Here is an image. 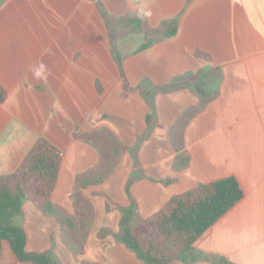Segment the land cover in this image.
Segmentation results:
<instances>
[{
	"label": "crops",
	"instance_id": "0c3cea01",
	"mask_svg": "<svg viewBox=\"0 0 264 264\" xmlns=\"http://www.w3.org/2000/svg\"><path fill=\"white\" fill-rule=\"evenodd\" d=\"M0 88V178L39 140L59 150L52 202L78 223L79 242L87 233L92 264H146L116 237L122 208L135 202L146 220L227 177L243 198L196 240L194 264H264V0H0ZM111 151L104 182L77 189ZM16 221L38 234L27 235L31 251L60 230L31 202ZM3 257L32 264L6 241Z\"/></svg>",
	"mask_w": 264,
	"mask_h": 264
},
{
	"label": "trees",
	"instance_id": "16d2710c",
	"mask_svg": "<svg viewBox=\"0 0 264 264\" xmlns=\"http://www.w3.org/2000/svg\"><path fill=\"white\" fill-rule=\"evenodd\" d=\"M175 33L176 29L169 32L168 36ZM150 44L148 42L143 49ZM117 62L124 77V88L131 91L121 59L117 58ZM199 78L200 76H194L189 81ZM144 90L141 88L142 92ZM5 99L6 94L0 88V103ZM111 159L106 154V165L98 174L81 176L76 182L77 189L104 182L109 169L116 163L108 162ZM62 160L60 151L42 139L13 175L0 178V257L2 243L6 241L22 262L57 264L49 253L38 254L26 250L27 234L16 220L22 215L24 204L31 202L45 215L56 216L66 233H73L76 221L64 216L63 210L52 202ZM189 160L188 155L178 156L176 168L187 166ZM242 198L243 191L238 180L227 177L173 197L162 210L146 220L138 218L136 203L132 202L129 207L122 208L123 216L116 237L146 264H173L176 261L194 264L199 259L194 250L196 240ZM78 206L80 219L85 220L89 217L87 204L80 201ZM210 264L231 263L225 259L213 258Z\"/></svg>",
	"mask_w": 264,
	"mask_h": 264
},
{
	"label": "rangeland",
	"instance_id": "374dc122",
	"mask_svg": "<svg viewBox=\"0 0 264 264\" xmlns=\"http://www.w3.org/2000/svg\"><path fill=\"white\" fill-rule=\"evenodd\" d=\"M139 38L135 37L133 44L138 43ZM113 151L109 152L108 155H110V158H114L117 153L112 154L111 153ZM106 155V154H105ZM99 185V184H98ZM94 186V185H92ZM129 188V184H127L126 186V191H128ZM77 194V193H76ZM79 198V194L76 195V199ZM79 199H78V205H79ZM87 204V210L89 211V204L87 202H84ZM44 214V213H43ZM45 215V214H44ZM48 216L49 218H54L56 221H58L57 217L54 215H45ZM90 216V214H89ZM93 217H87L85 220H81L80 219V215H79V220H81L83 222V224H85L87 221L88 225H90L92 223ZM59 222V221H58ZM60 224V222H59ZM77 225L78 223L75 222L74 226H73V233L68 234L64 231V229L62 228L61 224H60V230L56 231L55 228H52L51 232L45 233V234H39L40 235V239H38L37 245H39L40 248H34L35 251H31L30 246H26V250L28 252H33V253H38V254H43V253H49L51 255L52 260L57 263V264H92L90 260L86 259V252L85 250L82 248V246H84V244L86 245L87 243V233H84V238L86 239L85 241H81L79 242V234H76V230H77ZM26 231V230H25ZM27 234V233H26ZM104 234V237L109 236V232H105L102 231L100 232L99 236L101 237V235ZM29 235V238L31 239L32 236H37L38 234H32L29 233L27 234ZM28 239V238H27ZM79 261V263H77ZM0 264H9L8 259H6L5 257H3L0 260ZM93 264H98L93 263Z\"/></svg>",
	"mask_w": 264,
	"mask_h": 264
}]
</instances>
